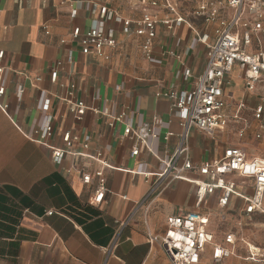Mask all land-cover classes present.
Segmentation results:
<instances>
[{"label": "crops", "instance_id": "1", "mask_svg": "<svg viewBox=\"0 0 264 264\" xmlns=\"http://www.w3.org/2000/svg\"><path fill=\"white\" fill-rule=\"evenodd\" d=\"M192 2L184 1V9L190 10ZM104 6L133 22L144 13L168 14L134 0H0V51H4L0 65L4 67L2 84L6 88L0 105L7 106L5 110L0 106V264H171L162 244H150L147 237L149 232L161 236L169 217L192 211L206 214L210 220L207 230L222 242L227 233H238L232 229L217 231L215 221L224 225L232 217L264 214L245 216L244 203L238 198L220 206V190L206 196L197 207L196 186L181 180L143 202L152 181L143 174L164 168L163 162L180 144L183 131L171 111L173 100L157 94L193 90L197 76L205 69L207 48L197 40L196 31L185 24L174 30L159 24L152 56L147 58L142 50L143 37L125 33L122 24L110 21L108 26L115 29L118 41L110 59L85 55L79 42L71 38V31L76 26L82 30L96 27ZM72 9L77 10L74 17ZM194 23L197 32L213 33L212 26L197 19ZM58 61L62 66L54 83L51 70ZM186 70L192 74L188 80ZM238 75L239 86H231L233 76ZM227 80L224 89L228 99L246 102L243 117L251 124L244 138H239L237 131L236 136L264 148V139L254 136L252 109L259 101L258 93L245 89L244 74L238 66ZM69 83L76 85V97L89 107L111 115L128 107L132 124L147 147L133 157L134 141L124 138L122 124L110 127L106 117L91 110L78 120L65 99L67 87L62 85ZM46 99L51 100L47 112L42 109ZM48 115L53 118L48 144L32 140L33 131L45 125ZM156 118L160 124L155 123ZM230 126L213 137L193 129L188 141L193 160H215L229 146L241 147L250 159H264V153L250 154L239 141L228 143L220 138ZM150 128L158 137L151 136ZM66 132L80 138L75 150L88 142V154L102 151L116 167L104 170L108 191L100 204L92 203L98 180L93 178L88 185L82 181L83 174H93L100 167L96 160L67 154L58 164L52 158L50 146L64 147L62 136ZM167 132L173 135L166 140ZM225 180L236 182L243 193L253 191L252 179L229 176ZM49 210L57 212L48 214ZM239 249L238 237L234 255L216 264L238 257ZM201 264H215L211 247Z\"/></svg>", "mask_w": 264, "mask_h": 264}, {"label": "built area", "instance_id": "2", "mask_svg": "<svg viewBox=\"0 0 264 264\" xmlns=\"http://www.w3.org/2000/svg\"><path fill=\"white\" fill-rule=\"evenodd\" d=\"M134 1L138 5L163 9L168 14L161 17L158 13H144L140 20L133 22L104 6L100 9L96 27L82 30L81 27L76 26L71 31V38L79 42L83 54L103 60L110 59V51L118 46L115 29L108 26L110 21L122 24L125 33L142 36V50L147 58L152 56L159 24L172 30L185 24L196 31L197 40L207 48V63L203 72L197 76L193 90L157 94L173 100L171 111L178 118L183 131L180 144L163 162L164 168L157 173L143 174L147 181L152 178L150 189L143 202L154 199L173 182L181 180L196 186L197 207L201 206L206 196L215 195L220 190L221 194L218 197L220 206L226 207L233 198H238L244 203L245 216L264 213V159H250L241 147L229 146L224 149L222 156L215 160L196 162L191 157L188 142L193 129L213 137L217 132L234 124L238 127V137L244 138L251 128V124L243 117V111L247 108L246 102L230 101L224 89L228 83L227 77L235 66L243 71L245 89L250 93H258L259 101L252 109L253 120L256 122L254 136L258 140L264 139V0H192L190 10L184 9L183 2L186 0ZM76 13V9L71 10L73 17ZM194 19L212 26L213 33L197 32ZM49 33L50 31L46 29V34ZM62 42L64 43L65 40ZM170 54L175 55V52L170 51ZM3 57L4 51H0V62ZM69 61H72V56H69ZM61 66L62 62L58 61L51 70L50 78L54 83L58 80ZM3 71L4 67L0 65V95L6 90L2 84ZM191 76L190 70H186L185 79L188 80ZM62 86L67 87L65 99L78 120L91 110L96 115L106 117L110 127L122 124L124 138L134 141L131 152L133 157H137L142 148L147 147L145 138L139 135L132 124L128 107L111 115L107 110L89 107L83 100L78 99L74 83ZM19 92H22L21 88ZM50 105L51 100L46 99L42 109L47 112ZM0 106L4 110L7 108L5 105ZM52 120V116L48 115L45 125L35 129L30 138L48 144L49 138L53 135ZM155 123L160 124L161 120L156 118ZM148 132L152 137H158L153 128ZM172 135V132H167L165 139H169ZM62 140L64 147L50 146L54 162L60 164L69 154L74 158L87 156L99 163L100 167L93 174H83L82 181L88 185L92 184L93 178L98 180L93 191L92 203L100 204L108 191L104 170H114L116 167L105 158L102 151L88 154L90 148L88 142L81 144V150H75V143L80 140L78 136L66 132ZM229 176L252 179V193L239 191L236 182L225 180ZM55 212L57 211L49 210L47 213ZM209 221L208 215L195 211L171 216L167 219L165 232L161 236L149 232L148 242L150 244L160 242L171 264H201L208 247H211L212 262L215 264L222 262L234 255L238 236L230 232L224 236L222 242L216 241L214 234L207 230ZM125 224L121 223V225ZM246 259L264 263V248L249 244Z\"/></svg>", "mask_w": 264, "mask_h": 264}, {"label": "rangeland", "instance_id": "3", "mask_svg": "<svg viewBox=\"0 0 264 264\" xmlns=\"http://www.w3.org/2000/svg\"><path fill=\"white\" fill-rule=\"evenodd\" d=\"M239 77L233 76L231 86H239ZM236 128L233 125L230 126L225 132L221 133L220 138L224 139L228 143H241L242 146L247 148L250 154L264 153V148H260L261 144L258 142L251 143L249 140H240L236 136ZM219 138V139H220ZM239 141V142H238ZM217 231L223 229H232L238 233L240 238V249L238 251V257L231 258L223 264H262L253 263L245 259L249 244L253 246H264V214H257L252 218L237 219L236 217L229 218L228 222L222 225L218 220L215 221Z\"/></svg>", "mask_w": 264, "mask_h": 264}, {"label": "bare ground", "instance_id": "4", "mask_svg": "<svg viewBox=\"0 0 264 264\" xmlns=\"http://www.w3.org/2000/svg\"><path fill=\"white\" fill-rule=\"evenodd\" d=\"M256 246V245H255Z\"/></svg>", "mask_w": 264, "mask_h": 264}]
</instances>
